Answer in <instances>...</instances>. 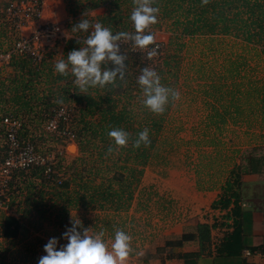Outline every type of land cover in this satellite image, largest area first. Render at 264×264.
Returning <instances> with one entry per match:
<instances>
[{
  "label": "trees",
  "instance_id": "1",
  "mask_svg": "<svg viewBox=\"0 0 264 264\" xmlns=\"http://www.w3.org/2000/svg\"><path fill=\"white\" fill-rule=\"evenodd\" d=\"M63 1L68 15L64 22L65 28L73 36L68 35L64 41L63 56L60 59H66L70 51L79 50L83 46L77 42L80 39L76 36L86 37L87 33L71 31L81 19H88L93 24L100 22L111 28L113 34L121 31L134 32L130 21L133 0ZM106 6L108 10L104 14L90 16L92 11L107 9ZM153 6L159 7L158 19L162 22L169 21L172 32V37L164 45L165 53L161 52L163 45L162 48L158 45L157 56L149 59L147 51L155 43L147 49L137 48L136 52L121 45V52L128 57L126 83L117 79V87L107 85L104 88H89L87 93H80L71 74L62 76L54 69L56 62L52 61V57L58 44L37 64L31 63L27 58L12 56L6 66L0 67V114L10 117H16L19 113L27 116L37 114L36 125L39 126L45 120L44 117H51L60 106L66 105L67 110L73 114L68 122L59 120L57 124L59 128L65 127L73 133V143L77 148L75 157L63 167L60 163L54 165L47 177L43 175L41 167L12 173L7 185L9 204L6 206L15 203V213L0 215V264H5L9 248L4 244L8 243L20 244L17 264H26L33 254L34 244L29 239L31 231L39 230L44 221H49L55 228H63L69 211L112 214L109 217L94 215L93 222L88 225L91 232L103 229L110 238L114 237V230L117 228L129 235L137 232L127 230V223L120 215L127 214L136 198L144 168L159 146V135L164 129L165 115L171 103L170 101L162 115L153 114L142 107V91L137 79L143 68L154 69L161 77V83L173 88L180 70L179 53L184 44L183 39L194 37H233L244 44L257 46L264 57V0H209L204 6L201 5V0H155ZM149 33L151 31L146 30L145 34ZM108 67L111 68L112 65L109 64ZM233 67L235 69L237 65ZM41 77H44L43 92H37L35 88L39 86ZM255 82L248 84V87L259 98L256 103L260 115L259 125L264 131V79L260 81V87ZM60 98H63L62 104L56 102ZM229 106L223 109V113H218L209 106V115L205 121L207 130L211 126L215 129L222 128L225 124L223 114L228 115L231 108L233 115L242 113L243 109L236 106V103ZM247 111H253L249 104ZM219 116L222 118L218 119ZM231 125L235 126V123ZM112 127L129 132L133 138L144 128H148L151 144L147 148L141 145L140 148L133 149L130 141L128 146L106 156L108 146L112 143L107 131ZM1 129L0 125V136ZM259 137L262 141L258 145L245 147L241 151L234 150L233 156L227 157L231 166L220 185L219 196L210 204L212 210L223 213L219 226L227 229L214 247L215 257H239L243 251L240 228V205L243 199L252 206L264 209V179L261 178L264 176V133ZM212 142L209 144L213 146ZM258 187L261 188L257 189ZM131 220L129 217L128 221ZM216 226L214 222L210 225L195 223L191 225L189 232H182L173 239H165L161 247L155 248L156 253L161 252L163 255L160 264L173 258L181 264H197L210 241V231ZM189 243H195L197 250L181 252L183 246ZM129 256L132 257L133 254L130 253ZM138 258L143 264H147L153 257L145 251ZM242 264L247 263L242 261Z\"/></svg>",
  "mask_w": 264,
  "mask_h": 264
},
{
  "label": "rangeland",
  "instance_id": "2",
  "mask_svg": "<svg viewBox=\"0 0 264 264\" xmlns=\"http://www.w3.org/2000/svg\"><path fill=\"white\" fill-rule=\"evenodd\" d=\"M6 1L0 0L1 8L5 6ZM46 1L48 2L44 0L43 3ZM101 9L99 8L98 12L92 11L93 14L90 16L104 14ZM62 10L63 7L59 12L61 16L66 13L65 7L64 12ZM105 10L107 11L108 7ZM45 13L46 16L48 12ZM147 31L154 35L155 44L161 48L163 45L161 52L164 54L166 43L172 37L169 21L162 22L158 19V22L151 25ZM66 34L67 38L73 36L67 30ZM16 38L17 33L0 14V52L10 50ZM76 38L83 40L85 37ZM183 43L179 53L180 70L177 73V82L173 85V89L179 92L180 99L170 103L165 115L164 129L159 135V146L144 168L135 200L127 214L120 213L121 218L127 223L125 228L137 231V234L131 235L133 256H128L124 264H143L138 255L144 254L145 251L153 257L147 264H160L163 255L161 252L156 253L155 248L161 247L165 239H173L174 235L189 232L191 225L197 221L211 223L212 220L217 225L216 229H221L222 226L219 224L222 218L219 212L212 210L209 204H203L208 203L207 194L214 191L219 193L226 171L231 166V161L227 157L233 156L234 150L241 151L262 141L259 135L264 131L259 125L260 115L256 104L259 98L253 90L249 91L248 87V84L255 81L260 87V81L264 79V57L258 47L244 44L233 37L184 38ZM63 44L64 42L58 44L52 61L57 62L63 56ZM235 65L237 68L234 69ZM4 72L5 70L2 73ZM43 78L41 77L39 86L35 88L37 92H43ZM232 103L242 108V113L233 115L231 108L228 115L223 114L225 124L222 128L215 129L211 126L207 130L205 121L209 115V106L215 108L218 113L220 111L223 113V109L230 107L229 104ZM248 104L252 106L253 111H247ZM63 107L67 109L66 105ZM72 114L73 112L70 118ZM5 116L0 114L1 118ZM36 116L37 114L27 116L25 113H19L13 117L20 123L19 140L31 143L38 153H52L53 166L59 163L60 166H65L77 155L75 143L62 141L54 133L46 132L45 121L50 116L46 119L43 115L45 120L39 126L36 125ZM232 123H235V126L231 125ZM211 141L213 146L209 144ZM2 152L3 139L0 136V160ZM234 161L237 163L235 158ZM261 178L264 179V176ZM7 181L8 185L11 179ZM7 185L5 188L0 187V200L4 201L3 205L0 204V215L15 213V203L5 206L9 204ZM94 215L109 217L112 214L69 211L68 220L63 228H55L49 221H44L39 230L31 231L29 234L34 246L32 258L27 260L26 264H37L38 259L46 255L43 248L50 238H57V249L67 244L62 236L66 229L72 227L71 217L78 218L82 228H90L88 225L93 222ZM125 216L127 218H124ZM129 217L132 218L130 222ZM115 219L119 220L116 217ZM104 239L107 242L112 238L105 233ZM212 239H217V230H213ZM4 245L9 248L5 264L19 263L17 256L20 244ZM191 246L188 244L183 249L190 250ZM166 251L168 250H164Z\"/></svg>",
  "mask_w": 264,
  "mask_h": 264
},
{
  "label": "clouds",
  "instance_id": "3",
  "mask_svg": "<svg viewBox=\"0 0 264 264\" xmlns=\"http://www.w3.org/2000/svg\"><path fill=\"white\" fill-rule=\"evenodd\" d=\"M208 3L209 0H201L202 6ZM154 4L155 0H133L130 21L134 32L131 33L121 31L113 34L111 28L100 22L93 24L88 19H81L71 31L87 33L83 40H77L83 46L79 50L70 51L66 59H59L54 65L55 71L62 76L71 74L80 93H87L89 88H104L107 85L117 87V79L126 83L128 57L121 52V42L130 41L133 47L139 49H147L154 43V35L145 34L151 25L158 22L160 9L154 7ZM157 49L158 46L147 51L149 59L157 56ZM109 64L112 65L111 68L108 67ZM137 83L142 91V107L153 114L162 115L170 101L180 99L179 92L163 85L161 77L152 68H143ZM56 102L62 104L64 101L60 98ZM149 131L144 128L133 138L129 132L112 127L107 131L112 143L105 155L118 152L128 146L130 141L133 149H138L141 145L149 147ZM71 224L72 227L66 229L62 236L67 244L57 249V238H50L43 248L46 255L41 256L37 264H124L132 251L131 235L120 228L115 229L114 237L106 242L103 229L91 232V228H82L81 221L72 217Z\"/></svg>",
  "mask_w": 264,
  "mask_h": 264
},
{
  "label": "built area",
  "instance_id": "4",
  "mask_svg": "<svg viewBox=\"0 0 264 264\" xmlns=\"http://www.w3.org/2000/svg\"><path fill=\"white\" fill-rule=\"evenodd\" d=\"M44 0H7L0 7L4 21L8 22L18 37L12 43L10 50L0 52V67L6 66L12 56L27 58L31 63H39L56 44L67 39L66 28L61 22H39ZM131 52L138 49L130 41H124ZM158 45L155 44L153 48ZM72 111L60 106L54 115L45 121L47 133H54L62 141L73 142L74 135L67 128H59L58 121L68 122ZM2 127L3 152L0 160V187H6L7 180L13 172L26 171L29 168L43 169L47 177L51 173V153H38L28 141H20L18 133L20 123L17 119L5 116L0 119ZM1 198V197H0ZM4 201L0 200L3 205ZM6 206V205H5Z\"/></svg>",
  "mask_w": 264,
  "mask_h": 264
},
{
  "label": "crops",
  "instance_id": "5",
  "mask_svg": "<svg viewBox=\"0 0 264 264\" xmlns=\"http://www.w3.org/2000/svg\"><path fill=\"white\" fill-rule=\"evenodd\" d=\"M61 7H63L62 11L64 12L65 4L63 0H48V2L46 1V3L42 5V11H41L42 15L39 22H65L64 20L66 19L67 15L65 12L63 13L62 16L60 15L59 12ZM98 9L94 11L98 12L99 11ZM101 10L104 11V13L106 12L104 8H102ZM45 11L48 12L46 16H45L46 14ZM91 14L93 13L91 12L90 15ZM16 33L18 37V32ZM219 193L218 191L209 192L207 194L208 203L204 202L203 204L210 205L211 202L217 199ZM200 207L202 208L203 206ZM240 208H241L240 228L242 234L241 243L243 246V251L241 255L239 257H230V258H219L214 256V247L218 244L219 240L222 237V234L225 231H227L225 227L224 228L222 227L221 229L215 228L213 230H217V239L215 240L212 239L213 230H211L210 241L208 245H206L207 247L204 254L198 259L197 264H242V261H244L247 264H264V209L252 206L251 203H249L247 200L245 201L244 199L241 202ZM214 214H215L214 216H216V213ZM219 214L221 216L223 213L219 212ZM212 222L213 221L211 220V223ZM197 223H206L208 225L211 224L209 221H204V222L197 221ZM180 234L174 236L177 237ZM189 244L192 245L189 248L190 250L183 249L188 245L185 244L181 249V252H193L197 250V245L195 243H189ZM207 251L209 254L207 253ZM165 264H181V262L173 258L165 261Z\"/></svg>",
  "mask_w": 264,
  "mask_h": 264
}]
</instances>
